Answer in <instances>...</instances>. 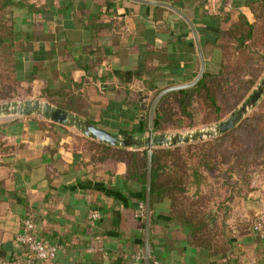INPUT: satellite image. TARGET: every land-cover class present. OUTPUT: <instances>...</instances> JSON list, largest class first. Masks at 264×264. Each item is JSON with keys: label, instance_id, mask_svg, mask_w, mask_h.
Listing matches in <instances>:
<instances>
[{"label": "crops", "instance_id": "1", "mask_svg": "<svg viewBox=\"0 0 264 264\" xmlns=\"http://www.w3.org/2000/svg\"><path fill=\"white\" fill-rule=\"evenodd\" d=\"M15 1L24 2L15 9V27L22 33L16 75L31 88L29 96L45 100L38 97L43 89H70L85 100L89 121L109 132L147 134L143 121L155 91L188 83L200 69L193 31L172 8L137 0ZM149 1L186 14L205 68L212 70L220 59L214 47L218 30L240 12L253 20L251 0ZM77 135L82 134L72 126L35 115L0 120V260L28 264L16 236L29 213L37 236L63 245L55 258L35 264H144L140 183L125 180L123 162L98 164L91 152L74 151ZM223 205L228 210L218 221L234 245L227 260L190 246L186 229L169 218V203L152 197L148 260L264 264V239L249 225L264 212V178H254L252 189ZM92 211L99 217L90 218Z\"/></svg>", "mask_w": 264, "mask_h": 264}, {"label": "trees", "instance_id": "2", "mask_svg": "<svg viewBox=\"0 0 264 264\" xmlns=\"http://www.w3.org/2000/svg\"><path fill=\"white\" fill-rule=\"evenodd\" d=\"M23 4L0 0V100L18 97L20 90L24 97L32 94L31 88L23 86L16 75V44L22 33L15 27V9ZM249 8L252 21L240 12L234 22L218 30L214 41L220 53L218 67L205 68L194 85L171 90L159 99L154 110V134L216 122L231 112L255 85L264 68V0H251ZM159 91L153 94L150 105ZM38 97L92 121L83 97L70 89H43ZM148 113L149 108L143 129L148 127ZM73 147L74 151L91 152L94 163H125V180L139 182L145 200L146 149L110 146L82 135L75 137ZM251 165L261 166L264 178V97L242 122L213 139L154 148L151 198L169 203V218L186 229L190 246L204 248L210 255H221L227 260L234 245L218 218L227 212L223 203L232 199L233 194L252 189ZM148 264L155 261L149 258ZM211 264L229 263L215 260Z\"/></svg>", "mask_w": 264, "mask_h": 264}, {"label": "water", "instance_id": "3", "mask_svg": "<svg viewBox=\"0 0 264 264\" xmlns=\"http://www.w3.org/2000/svg\"><path fill=\"white\" fill-rule=\"evenodd\" d=\"M141 2L153 3L163 5L172 8L179 13L189 26L191 27L196 46L200 58V69L198 74L193 80L188 83L169 86L161 90L154 98L148 113V132L147 134L135 135L129 133H112L104 128L96 126L87 119L82 118L72 111H68L61 107H58L50 102L37 98H26L22 100H12L0 104V116H40L51 122H55L64 126H72L77 129L82 135L87 136L91 139L97 140L98 142L110 145L120 146L127 148H139L146 149L147 155V178H146V190H145V257L144 264H148V249H149V219H150V203H151V159L152 150L154 148H165L174 147L181 144L201 141L207 138L216 137L224 132L235 127L247 114V112L256 106L259 100L264 96V78L261 80L257 88L249 95V97L235 110L230 116L220 121L213 128L196 130L185 134H176L173 136L167 133L154 134L153 133V119L154 110L159 99L167 92L175 89L186 88L194 85L203 75L205 71V60L202 54L201 45L197 37L196 29L191 20L169 3L165 2H153L149 0H137Z\"/></svg>", "mask_w": 264, "mask_h": 264}, {"label": "built area", "instance_id": "4", "mask_svg": "<svg viewBox=\"0 0 264 264\" xmlns=\"http://www.w3.org/2000/svg\"><path fill=\"white\" fill-rule=\"evenodd\" d=\"M145 211V204L140 203L137 208V216L145 218ZM89 217L92 219L98 218L99 213L92 211L89 214ZM34 229L35 223L32 216L31 214L26 213L22 220V230L16 236L17 241L26 248V263L35 264L40 261L55 258L57 252L63 248V245L59 242H47L45 239L37 236ZM250 229L259 238L264 239V212H258L250 218ZM155 263H157V261H155ZM0 264H22V262L20 260H0Z\"/></svg>", "mask_w": 264, "mask_h": 264}, {"label": "rangeland", "instance_id": "5", "mask_svg": "<svg viewBox=\"0 0 264 264\" xmlns=\"http://www.w3.org/2000/svg\"><path fill=\"white\" fill-rule=\"evenodd\" d=\"M264 78V68L259 76V78L256 80L255 82V85L250 89V91L241 99V101L236 105V107L231 111L229 112L226 116H224L222 119L216 121V122H211V123H207V124H201V125H198V126H194V127H190V128H181V129H178V130H170V131H167L165 133H167L168 135L170 136H173V135H176V134H185V133H189V132H193V131H196V130H203V129H209V128H213L215 125H217L220 121L222 120H225L227 119L230 114L235 111L248 97L249 95L253 92V90L255 88L258 87V85L260 84L261 80ZM23 93V90H20V95L18 97H15V98H10V99H5V100H0V104L2 103H5V102H9V101H12V100H22V99H26V98H31V97H34V96H27V97H24L22 96ZM264 97V96H263ZM262 97V98H263ZM261 98V99H262ZM261 99L259 100V102L261 101ZM258 102V103H259ZM258 103L256 104L255 107H253L252 109H250L247 114L245 115V117L240 121L242 122L247 116H249V114H251V112H253L254 110L257 109L258 107ZM4 116H0V120H3ZM239 122V123H240ZM238 123V124H239ZM237 124V125H238ZM217 137V136H216ZM215 138V137H213ZM213 138H207V139H203L201 141H193V142H189V143H185V144H181V145H178V146H184V145H187V144H195V143H200V142H203V141H207V140H210V139H213ZM166 148V147H165ZM249 176L251 178V182L250 184H252V181L254 180V178H263V172H262V168L261 166H258V167H255V166H252L249 168Z\"/></svg>", "mask_w": 264, "mask_h": 264}]
</instances>
